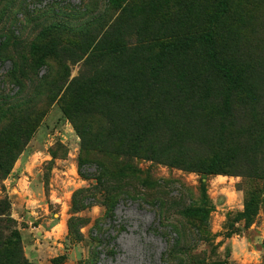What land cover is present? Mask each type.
I'll use <instances>...</instances> for the list:
<instances>
[{"label":"rangeland","instance_id":"obj_1","mask_svg":"<svg viewBox=\"0 0 264 264\" xmlns=\"http://www.w3.org/2000/svg\"><path fill=\"white\" fill-rule=\"evenodd\" d=\"M247 3L245 22L215 26L214 40L254 61L264 96V0ZM199 5L0 0V131L23 135L0 172V264H264V106L232 98L211 119L221 86L204 48L179 44L208 32ZM139 146L234 160L203 175Z\"/></svg>","mask_w":264,"mask_h":264},{"label":"trees","instance_id":"obj_2","mask_svg":"<svg viewBox=\"0 0 264 264\" xmlns=\"http://www.w3.org/2000/svg\"><path fill=\"white\" fill-rule=\"evenodd\" d=\"M248 1L249 0H192V3L198 2L200 4L199 8H203V11L208 13L205 15H208V17H202L200 20L201 23L206 24L208 32L205 34L202 33L197 37L195 35H188L183 42L180 41L179 44L186 48H191L192 43H197V45L202 46L204 48L203 56L207 59L210 68L214 70L215 79L221 86L223 93L222 109L211 108L210 114L212 115V120H214L216 116H219V119L225 120V114L229 112V105L232 98L243 100V102L251 106L253 111L256 109L258 111V109L264 106V96L261 94L262 87L255 81L254 61L233 58L235 55L233 52L229 55L222 53V51L217 50L214 40L215 34L213 31L215 26L223 25L224 28L231 30V27L241 26L245 22V18L242 15L244 10L248 8ZM119 2L120 0H110V3L114 5H117ZM205 19L207 21H205ZM170 47V44H166L161 46V49L164 51L168 50ZM155 60H159L158 57H155ZM147 61L151 63L150 58L147 59ZM257 65H259V68L261 67V72L259 73L264 74V62H259ZM204 83H208L207 77L204 79ZM221 128L224 129L222 124ZM25 135L29 137V134H24V136ZM21 136L23 135L15 134L11 136L0 131V159L4 153V161L0 163V172L2 175L8 174L12 162L15 159L13 154L18 148L15 137L20 138ZM218 138L219 148H221L223 147V134L221 133ZM135 142L140 143L141 140L137 139ZM134 152L139 156L149 158L148 160L154 163L161 164L163 162H169L185 170L196 171L203 175L226 174L230 162L234 160V157L228 156L227 152L225 154L220 152L217 153L205 164L187 157H167L165 159L161 152L155 154L154 150H145L142 149L141 146L136 148ZM81 176L83 175L81 174ZM99 180H102V178ZM122 196H125V198L127 197L125 194ZM121 198L122 197L118 196V200ZM249 209H253L252 200L247 203L245 211L247 212ZM184 215L191 218H205L207 216V211L201 208H189L184 211ZM13 236L14 240L10 241V248L12 251H15L19 245L20 236L18 232H14Z\"/></svg>","mask_w":264,"mask_h":264}]
</instances>
